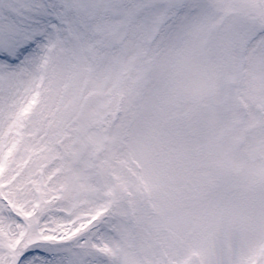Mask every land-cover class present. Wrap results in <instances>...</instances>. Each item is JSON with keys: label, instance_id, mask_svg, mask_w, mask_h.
<instances>
[{"label": "snow or ice", "instance_id": "obj_1", "mask_svg": "<svg viewBox=\"0 0 264 264\" xmlns=\"http://www.w3.org/2000/svg\"><path fill=\"white\" fill-rule=\"evenodd\" d=\"M0 264H264V0H0Z\"/></svg>", "mask_w": 264, "mask_h": 264}]
</instances>
